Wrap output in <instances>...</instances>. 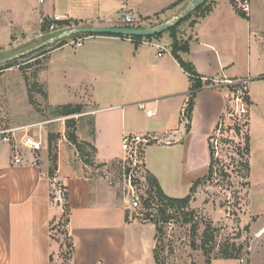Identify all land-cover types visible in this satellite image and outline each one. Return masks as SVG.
I'll return each mask as SVG.
<instances>
[{
  "label": "crops",
  "instance_id": "1",
  "mask_svg": "<svg viewBox=\"0 0 264 264\" xmlns=\"http://www.w3.org/2000/svg\"><path fill=\"white\" fill-rule=\"evenodd\" d=\"M23 1L27 6L19 13L36 20L33 29L36 34L29 41L36 37L42 43L53 37L52 32L42 30L41 26L44 19L54 16L70 19V27L76 26L75 20L80 26H121L112 20H102L108 5L106 0ZM120 1L116 8L131 12L135 22H146L138 26L146 28L170 21L190 2L182 0L171 6L179 0ZM210 1L213 7L209 14L193 17L186 21L187 25L180 26V37L190 38V51L181 53L182 57L194 64L202 81L221 82L220 86L205 84L197 92L189 130L186 120L179 119L176 123L175 117L187 105L192 81L172 54V41L164 42L165 37L144 38L137 44L116 35H78L49 52V66L61 59L70 61L74 71L96 76L100 95L111 96L113 101L88 110L95 120V135L82 139L94 147L92 165L75 163L64 155L62 145L55 144L54 139L49 142L51 134L44 138L41 133L33 132V126H21L18 135L28 133L42 140L37 164H33L36 153L30 149L0 143V264H157L155 223L134 215L137 209L118 192L122 188L120 181L114 183L109 178L118 176L117 165L123 157L121 139L127 133V107L142 103L146 108L145 103H154L160 110L163 98L181 97L177 107L163 109L162 117H158L161 128L155 132L175 137L158 145L168 150L171 157L150 161L145 151L143 160L146 172L157 177L169 196L172 195L168 189L176 191L184 175L200 166L202 157L205 167L209 166V138L227 107L224 97L229 90L223 80L244 81L248 98L244 115L250 124L264 123V14L254 8L255 0H250L247 10L241 8L243 15L230 0ZM14 10L13 6L7 8L8 12ZM77 39H83L82 45L69 44ZM68 47L73 53H66ZM161 51L163 54L159 55ZM48 72L50 79L51 66ZM107 111L113 112L99 115ZM153 112L151 116L155 115ZM16 155L21 157V162H16ZM167 175L172 181L164 179ZM56 179L67 189L66 208L52 202ZM257 213L264 217V210ZM65 214L71 243L66 255L60 226L56 225L65 220ZM261 225L264 227V222Z\"/></svg>",
  "mask_w": 264,
  "mask_h": 264
},
{
  "label": "rangeland",
  "instance_id": "2",
  "mask_svg": "<svg viewBox=\"0 0 264 264\" xmlns=\"http://www.w3.org/2000/svg\"><path fill=\"white\" fill-rule=\"evenodd\" d=\"M236 2L240 8H243V3H246L248 8L250 7V0H236ZM106 3L108 5L102 20H112L121 26L128 25L123 20L125 9L116 8V4L120 5L121 1L106 0ZM254 4H256L254 8H258L264 14V0H255ZM8 6H13L14 12H8ZM26 6L27 2L23 0H0V59L27 52L42 41L36 37L35 40L29 41L36 34L33 32L36 20L20 14ZM187 23L184 22L181 25H187ZM138 24L146 25V22H135V25ZM75 27L78 26L59 27L53 36ZM81 35L87 36L86 33ZM162 36L165 37L164 42L173 40L169 30L163 31ZM70 37L67 38V42L71 39ZM185 40H190V38ZM58 42L55 41L43 49H35L13 58L12 60L17 58V61L11 67L1 68L0 66V130L33 126V132L41 133L44 138L50 134L53 135V142L62 145L64 155L75 163L91 164L93 154L91 143L86 141L89 144H83V153H81L70 141L68 133L75 132L82 142H85L83 137H94L95 120L88 110L111 104L113 97L100 95L98 92L99 79L89 72L74 71L71 62L66 59L56 61V65L50 64L52 72L49 79V52L57 46ZM70 47L66 49L68 54L73 53ZM32 52L33 54L29 55ZM55 55L59 56L57 53ZM5 63L0 62V65ZM179 100L181 97L163 98L160 110L154 103H145L146 108L140 107L138 103L127 107L126 131L133 134L140 133L146 138H151L150 143L142 145L143 160L145 151L150 161L159 160L161 156L166 159L171 157L168 150H163L164 148L161 149L158 145L171 142L175 137H167L159 133L155 134V132L161 128L158 125V117H162L163 109L169 106L172 110L177 107ZM224 100L228 107H234L233 102L229 100V93L225 95ZM67 104L74 107L78 105L84 112L71 115L60 114L59 109ZM150 108L155 110L154 116L147 115L146 110ZM185 108L186 106L182 113H176V123L179 119L185 120ZM108 112L113 111L99 113V115ZM226 114L224 126L212 133L209 143L218 153L215 154L216 169L223 168V171L230 173L231 180L224 178L219 170L210 181H204L197 187L193 194L194 198L185 208L169 206L158 196H156L158 200L156 197H150L148 203H145L142 197V205L137 208L136 214L133 212L140 219L149 217L162 226L156 245L161 264H207L208 259L213 260L214 264H264V227L261 225L264 217H260L261 214L257 213L264 210V123L253 121L249 127L251 187H248L243 185L246 179L238 176L241 169L238 170L240 156L237 148L239 145H244V136L243 133L238 135L233 129L228 131L227 125H231L234 120L232 121V118ZM170 118V122L174 121L172 112H170ZM72 119L75 121L74 124H71ZM245 129L243 128L244 132ZM227 139L230 140L227 141ZM216 146H218L217 150ZM200 163V166L184 175L176 191L168 189L167 192L172 197L181 198L188 195L192 182L207 173L208 168L205 167L203 157ZM100 173L104 172L101 170ZM109 178L114 183H119L117 175H110ZM164 179L172 181L170 175L164 176ZM136 188L141 196L147 193L149 184L146 170L144 180H139ZM118 192L122 196L123 188H120ZM162 209L165 211L162 212ZM63 219H66V214ZM65 223L66 220L63 224ZM155 226L157 229L156 224ZM63 229L60 236L66 255L70 237L65 228ZM228 241L244 245L240 259L220 258V250ZM206 244V248H211L210 253L205 252L204 245Z\"/></svg>",
  "mask_w": 264,
  "mask_h": 264
},
{
  "label": "trees",
  "instance_id": "3",
  "mask_svg": "<svg viewBox=\"0 0 264 264\" xmlns=\"http://www.w3.org/2000/svg\"><path fill=\"white\" fill-rule=\"evenodd\" d=\"M181 1L182 0H179V1L175 2L174 4H172L171 6L177 5ZM230 1L239 14H241V15L245 14L244 11L241 10L240 7H238L236 0H230ZM212 4H213L212 1L206 0L204 3L195 7L191 12H189L186 16H184L174 26L167 29V30L171 31V36L173 39L172 44H171V52L174 55V57L178 60L181 67L190 75V78L192 81L191 91H190L188 101H187V105H186V108L184 111V117H185V120L187 121L186 127L188 130L190 129V122H191L192 113H193L194 106H195V98H196L197 92L200 89H202L204 86L211 84L213 82L212 81H202L200 79V76L197 73V70H196L194 64L191 61L185 60L182 57L181 53L189 52L190 47H189V40H185V39H182L180 37V29L179 28H180L182 23L192 19L193 17H203V16H206L207 14H209L212 10V7H213ZM158 15L159 14H156V17ZM148 18H150V17H146V19H148ZM73 22H74V25L79 26V21L75 20ZM49 23H50V20L48 18L44 19L43 24H42V29L44 30ZM57 23L61 26H66V25L71 26L72 25V22L70 19L59 20V21H57ZM162 33L163 32L158 33L156 35H152V36H146V37H144V36H133L131 38L134 42H136L138 44V43L142 42V40L144 38H146V39L159 38L162 36ZM81 34H83V33L78 32V33H74L70 36L73 37V36H78ZM86 34L87 35H94V33H86ZM105 35H115V34H105ZM70 36H68V37H70ZM116 36L128 37L125 35H117V34H116ZM68 37H65V38L58 40L59 42L57 43L56 47L66 44ZM44 47L45 46L41 47L40 49H43ZM32 54H33V52L29 55H32ZM26 56H28V55H26ZM16 61H17V58L14 60H9L4 65H0V66H2L1 68L11 67L16 63ZM245 90L247 91L246 88H245ZM246 100H248L247 96H246ZM225 111L226 112H224V114H222L219 122L217 123L214 132L216 130L220 129V127L224 126V123H225L224 119H225L226 113L227 114L228 113H230V114L234 113V109L232 107H228V106L226 107ZM82 112H84V111H82L81 107L78 105L74 107L70 104H67V105H63L59 109V113L62 115L80 114ZM230 117L232 118V121L233 120L234 121L231 125H227L228 131L233 129L238 135H241V133H243V136H244V145L243 146L239 145V147L237 148L238 155L240 156V159L238 160V164L240 165V167H238V170L241 169V171L239 170L240 173H238V176L246 179V181L243 182V185L249 187L250 186L249 176H250V171H251L250 162H249V156L251 153V136L249 133L250 123H249L248 118L244 114H234L233 116H230ZM74 122L75 121L72 119L71 124H74ZM243 128H246L245 132L243 131ZM68 137H69L70 141L77 147V149L81 153H83V144H87V145L89 144L86 141H85L86 143L80 141L75 132H69ZM53 139H54L53 135H50L49 136V142L51 143ZM229 140L230 139H227V141H229ZM92 148H93V152H94L95 150H94L93 145H92ZM215 152L216 151L213 148V145L209 143L210 163H209V166L207 169V173L203 177L197 178L196 180H194L192 182V185L189 189V194L186 195L185 197L178 198V197H172V196L165 194L160 183H159V180L157 179V177L152 173L146 172L149 188H148L147 193L142 195V197H144L145 203H148L149 198L154 197V195H155V196H158L159 199L166 201L169 206H174V207L178 206L181 208H185L189 205V203L194 198L193 194L196 192L197 187L201 183H203L204 181L205 182L210 181L213 178V176L216 174V172H218L219 170H220L221 175L224 178H229L231 180L232 176L230 173L223 171V168H217L216 169L215 165H216L217 161H216V157H215ZM51 174H53L52 170H51ZM66 205L67 204H65V206H64L65 208H66ZM164 211L165 210L162 209V212H164ZM147 218L149 220L153 221L157 225V236H158V234L162 230V226L158 225V222L155 219H152L149 217H147ZM126 219H128L127 214H126ZM143 219H146V218H143ZM246 228L248 229V226ZM69 246H71V243ZM205 246H207V244L204 245L205 252L210 253L211 248L208 249L209 247L206 248ZM243 249H244L243 244L237 245L235 242H229L228 241L227 244L225 245V247L220 250L221 258H224V259H240L241 258L240 257L241 252ZM155 258H156V263L161 264L160 258H159L158 252H157V246L155 249ZM207 264H211V259H208Z\"/></svg>",
  "mask_w": 264,
  "mask_h": 264
},
{
  "label": "built area",
  "instance_id": "4",
  "mask_svg": "<svg viewBox=\"0 0 264 264\" xmlns=\"http://www.w3.org/2000/svg\"><path fill=\"white\" fill-rule=\"evenodd\" d=\"M43 1V0H38ZM244 9H248L247 4L243 5ZM50 23L44 29V31L48 32H57L59 27H62L57 23L59 20H63L60 16L49 17ZM123 20L128 25L135 27V19L134 15L129 12L125 11L123 14ZM43 30V29H42ZM132 40L131 37H127ZM83 39L72 40L69 44L80 46L82 45ZM163 51L167 50L164 46L158 45ZM163 51L159 52V55L163 54ZM207 80L206 78H203ZM213 83L208 84V86H220L216 80L212 81ZM243 80H233V79H225L222 81L223 85H225L229 90V100L233 102V109L234 113H228L227 116H233L234 114H245L247 111V91L243 87ZM142 108H145L144 104H140ZM148 115H153L154 112L151 109H147ZM23 127L17 128H8L0 130V143H8L14 145L16 147H25L30 149L33 153H36L33 159V164H37L39 162V157L37 153H39L43 149V142L40 138H36L33 135L28 133H24L21 137L18 135V131L21 130ZM27 128V127H25ZM151 138H146L142 134H133V133H124L122 136V151L123 157L119 160V164L117 165L118 171V178L121 183V187L123 188L124 195L130 201V204L133 208H139L142 203L141 199L142 196L137 193V182L139 180H144L145 168H144V161L142 158L141 148L143 143H150ZM216 150L218 146L215 147ZM215 154H218L215 152ZM16 162H21V157L16 155L15 157ZM52 202L59 207L64 208L65 204L67 203L68 193L66 187L57 179L54 181L53 188L51 191ZM154 197H156L154 195ZM158 200V198L156 197ZM65 222V220H63ZM61 222L59 225L60 234L63 228L66 227ZM67 227L65 228V230Z\"/></svg>",
  "mask_w": 264,
  "mask_h": 264
},
{
  "label": "water",
  "instance_id": "5",
  "mask_svg": "<svg viewBox=\"0 0 264 264\" xmlns=\"http://www.w3.org/2000/svg\"><path fill=\"white\" fill-rule=\"evenodd\" d=\"M206 0H190L189 4L187 7L183 9L181 13H179L175 18L171 19L170 21L162 22L158 24L155 27H140V26H135V27H130V26H78L73 29H70L68 31L59 33L48 40L32 47L29 49L27 52L33 51L35 49H39L43 46H46L50 43H53L55 41H58L62 38L68 37L74 33H94V34H117V35H125L128 37H133V36H152L156 35L158 33H161L170 27L174 26L178 21H180L184 16H186L189 12H191L195 7L198 5L204 3ZM27 52L20 53L14 57H9V58H3L0 59V62H7L9 60H12L15 57H18L20 55H24Z\"/></svg>",
  "mask_w": 264,
  "mask_h": 264
}]
</instances>
